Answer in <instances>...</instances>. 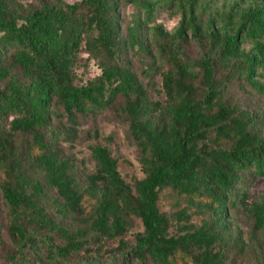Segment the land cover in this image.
Wrapping results in <instances>:
<instances>
[{"label":"trees","instance_id":"1","mask_svg":"<svg viewBox=\"0 0 264 264\" xmlns=\"http://www.w3.org/2000/svg\"><path fill=\"white\" fill-rule=\"evenodd\" d=\"M215 1L181 0L176 32L157 30L167 66L161 102L150 99L123 49L128 43L146 52L143 27L174 0H35L27 8L0 0V192L9 264H30L29 256L41 254V264H73L89 237L122 239L127 217L141 220L144 232L121 264H226L237 204L255 219L254 232L264 229V204L249 205L245 189L248 177L264 179V135L255 131L261 118L225 101L235 80L264 95V0H227L204 24L198 11ZM122 6L137 14L127 41ZM190 41L198 51L193 61L183 49ZM83 52L98 61L101 75L79 85ZM120 96L145 176L134 186L108 147L91 148L96 170L82 178L63 152L78 139L77 115L100 114ZM64 116L66 124L54 125ZM165 190L185 203L175 234L159 205Z\"/></svg>","mask_w":264,"mask_h":264},{"label":"rangeland","instance_id":"2","mask_svg":"<svg viewBox=\"0 0 264 264\" xmlns=\"http://www.w3.org/2000/svg\"><path fill=\"white\" fill-rule=\"evenodd\" d=\"M24 8L35 3V0H17ZM68 3H76L81 0H65ZM227 0H216L207 12L198 11L200 20L206 24L208 17L215 12L212 8L221 9ZM181 0H174L171 6L158 8L153 23L143 27L141 42L146 47V52L132 50L127 44L124 54L136 72L139 81L147 89L152 101H165L161 88L160 73L166 71L167 66L159 58V45L162 43L157 34L159 28L164 33L172 35L179 28L182 20L183 9ZM136 10L131 6H122L120 19L122 26V39L127 41L126 28L136 16ZM125 42V41H124ZM247 50L250 46H245ZM186 58L190 61L197 59L198 51L191 41L183 45ZM147 69L151 72L147 75ZM76 83L84 85L101 75L98 61L83 52L80 55L76 69ZM151 76H153L151 78ZM225 101L238 105L260 115L256 123L255 131L264 135V95L252 89L243 81L235 80L225 89ZM126 101L120 96L114 104L100 114L77 115L78 139L72 144H63V152L70 157L77 168V174L82 178L83 174H92L96 170V162L91 153L93 146L108 147L112 156L118 161V170L125 182L131 186L145 178L141 166V151L139 147L128 138V126L125 123ZM62 113V112H61ZM54 125L66 124V117L54 119ZM245 189L247 190V203L264 204V179L247 178ZM160 209L165 213L172 224L171 234L176 233V213L178 206L185 207L184 199L178 197L171 190H165L161 194ZM198 223L197 220H194ZM65 223H68L66 221ZM128 229L125 236L116 240L96 239L89 237L85 249L72 255L70 262L73 264H121L122 257L132 252L136 245V236L144 232L141 220L136 217H127ZM255 219L244 212L237 204L236 209L229 213L228 235L225 242L226 264H263L264 256V229L254 232ZM57 243H60L57 241ZM12 248L8 235L7 209L0 192V264H9L7 254ZM45 252V251H44ZM41 254L36 258L29 256L30 264H41ZM44 259V258H43ZM44 264H63L59 260L45 259Z\"/></svg>","mask_w":264,"mask_h":264}]
</instances>
